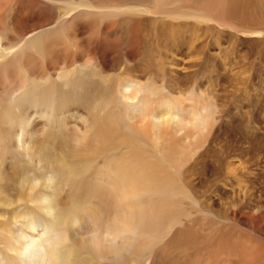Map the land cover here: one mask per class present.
<instances>
[{
  "label": "bare ground",
  "instance_id": "bare-ground-1",
  "mask_svg": "<svg viewBox=\"0 0 264 264\" xmlns=\"http://www.w3.org/2000/svg\"><path fill=\"white\" fill-rule=\"evenodd\" d=\"M97 2L0 0V264H264V120L220 156L179 70L213 58L212 22L264 46V0ZM182 22L207 31L170 54Z\"/></svg>",
  "mask_w": 264,
  "mask_h": 264
},
{
  "label": "rangeland",
  "instance_id": "rangeland-1",
  "mask_svg": "<svg viewBox=\"0 0 264 264\" xmlns=\"http://www.w3.org/2000/svg\"><path fill=\"white\" fill-rule=\"evenodd\" d=\"M34 1L35 5L37 4L36 8H38L39 5L44 7L47 6L48 10H51V13L54 15L61 14V11H63L62 8L65 7L67 1H85L86 3L89 2L93 5L99 6L97 0ZM52 24L55 25V23ZM159 25L162 26L160 21L153 23L154 32L158 30ZM213 25L216 26V29H211L209 30V33H207L212 34L211 38L214 36L213 40L215 42H210V46L207 49L205 48L203 51L205 53L207 52L206 55H213V58L208 59L204 57L200 67L197 66L196 68H185L179 70L183 72L186 71L185 73H188L191 71V69H193L192 73L190 74V81H188L192 86H190L191 93H189L187 96L192 94L194 97L197 96V99H207L208 97H214L212 100L218 104L217 111H220L219 115L221 116L220 120L216 123L213 129V131H215V146L216 148H219L217 152L221 156V154L228 153V150L231 149V153H228V155L231 158L233 157L234 161H236L239 159V156H242L241 151L243 148V143H241V141L238 143L239 137H244L242 134L245 131H253L255 125L260 119L262 121L264 120V46H260V41H258L256 38L249 37L248 34H243L241 32L238 33V31H235V29L230 28L229 26H220L218 23L212 22V26ZM203 29L204 28L202 27L197 29V26L191 25L187 22H182L180 25L177 23L165 25L162 35L165 34V47L169 46L168 53L173 54V52L177 51L178 54H185L192 46L193 42H195L194 39H191V36L196 32L201 33L202 31L206 30ZM170 33H174V37L172 35L171 38ZM35 34L36 33L33 32L32 35L30 33L27 36H33ZM175 34H178L181 37L178 35L175 36ZM250 36H253V34ZM162 37L164 38V36ZM17 42L18 40H14L13 45ZM261 43L263 44V42ZM156 45L157 44L155 43L153 44L155 47ZM19 46L20 43H18L15 48H18ZM156 49L160 50L161 48L157 45V47L152 50L154 55H157ZM213 49L214 51L210 52ZM245 54L251 55V57L248 59L251 61V63H249L250 65L247 62H245L246 64L243 63V61H240L239 64L231 62L234 57L235 59L239 60L238 57ZM241 66H243L245 69L243 73H241ZM160 70L162 71L158 62L156 66L155 63L152 62V66L150 68L148 67V70L142 79L143 82L146 83L152 80H158V82H160ZM111 73L112 72H110V74ZM243 80L246 84H244ZM241 82H243L244 85ZM166 84H168L169 90H173V88L169 85L170 81H168V83L166 82ZM198 92L202 93L201 98L198 95ZM217 130H219V132ZM1 159L2 156L0 152V162ZM3 236L4 231L0 236V257L4 255L6 250V244Z\"/></svg>",
  "mask_w": 264,
  "mask_h": 264
}]
</instances>
